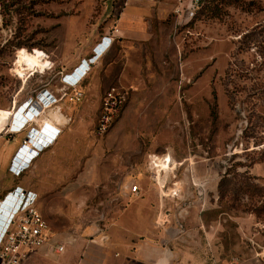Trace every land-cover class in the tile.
Returning a JSON list of instances; mask_svg holds the SVG:
<instances>
[{"label": "rangeland", "instance_id": "374dc122", "mask_svg": "<svg viewBox=\"0 0 264 264\" xmlns=\"http://www.w3.org/2000/svg\"><path fill=\"white\" fill-rule=\"evenodd\" d=\"M14 1L4 17L13 0H0V115L10 128L21 107L50 99L28 143L49 139L37 149L45 219L67 244L25 264H73L76 232L109 230L135 200L149 212L155 192L126 194L147 184L158 236L138 239L167 253L162 264H264V0H199L193 17L195 0ZM79 57L93 64L77 100L64 82ZM111 88L127 98L102 132ZM58 109L68 122L46 136ZM168 153L178 167L162 201L147 167Z\"/></svg>", "mask_w": 264, "mask_h": 264}, {"label": "crops", "instance_id": "0c3cea01", "mask_svg": "<svg viewBox=\"0 0 264 264\" xmlns=\"http://www.w3.org/2000/svg\"><path fill=\"white\" fill-rule=\"evenodd\" d=\"M115 40L116 38L112 43V47ZM110 41L111 39H106L107 44H109ZM106 43H101L99 46L98 57L103 53ZM102 47L103 49H101ZM83 59L84 58L79 57L72 66L80 65L81 60ZM88 66V62L85 61L78 70L81 71ZM22 113L23 112L19 113V115ZM8 127V115L3 113L0 115V230L7 218V214L5 212H8V210L12 208V205H8L6 204V201H4L5 197L8 193L16 190L17 188L24 189L25 192H32L36 194V209L44 219L47 215L43 200L45 199L44 190H48L49 184L47 183V178L44 176L46 175V170H44L40 165L37 166V162L40 161L41 154L38 158L35 157L34 160H32V165L30 164L31 166H28V161L26 162L27 166L22 168L20 176L14 174L11 171V167L15 158H18V149L22 146L24 140L27 139L29 128L23 130L19 134L9 137V139L6 135H2ZM53 129L58 131L61 127L59 126V128H56L55 126ZM22 151L28 150L23 149ZM21 154L23 156L25 155L23 153ZM32 155H34V153ZM29 159L31 158L29 157ZM150 185L147 184L144 185L145 187H139L141 193L145 192L146 196L150 195L152 191L155 192L156 200L153 203L156 205L159 198L158 192L155 186ZM128 191L129 193H126L128 196L134 195L130 193V190ZM160 195L161 198H167L169 196L166 191L163 195L162 190ZM162 201L164 200L162 199ZM133 202L135 205V208H133L134 210L132 211V207L130 206L125 213L122 214L121 218L114 222V226H111L109 230H100L98 226L93 225L83 228L80 232H76L77 235L75 239L70 241V245L72 244L75 250L71 249L69 251L70 259L73 261V264H162V261L166 258L165 256L167 253H163L162 249L150 242L141 243L138 239V236L140 235H146L150 238L158 236V228L156 226L157 210L152 206L153 203H149V212L145 214V208H143L144 204L142 200H135ZM13 203L15 204L14 201L12 204ZM5 204L6 207H4ZM120 234L123 235L121 236ZM35 254L48 255L50 253L42 250ZM170 262L171 257L168 264H170Z\"/></svg>", "mask_w": 264, "mask_h": 264}, {"label": "built area", "instance_id": "2783aa9c", "mask_svg": "<svg viewBox=\"0 0 264 264\" xmlns=\"http://www.w3.org/2000/svg\"><path fill=\"white\" fill-rule=\"evenodd\" d=\"M198 2L199 0H195L191 3V17H193L195 14L194 11L198 6ZM118 32L119 31H117V33ZM115 36H117V34H113L112 38L107 37L109 40L111 39V41L109 42V44H106L104 46L102 56L111 49ZM107 38H104V44ZM80 67L81 65L74 69L73 74L71 73L65 76L66 79L64 83L70 88L76 89V87L81 85L89 75V72L91 70L90 65L85 69L79 71L78 69ZM76 91V99L80 100L81 98H83V93L78 89H76ZM126 98L127 95L125 94V92L119 90L118 88H111L106 93L104 97L105 112L101 120L99 128L100 131L105 132L108 129V126L113 121V117L118 113L119 109L126 102ZM49 101L50 99H48V97H44L42 103L37 104V106L32 107L31 103H27L25 106L21 107V109L24 108L25 111L20 114L18 118H14V121L18 125L5 130L7 135L13 136L27 129L31 121L35 117H38L34 112H37L44 106L47 107V102ZM49 105H51V103H48V106ZM55 133V130L51 128L48 130V134L46 136H51ZM59 134L60 133H57V135L55 136H58ZM27 137L28 138L24 140L22 144L23 146L22 148H20L17 156L20 159L15 158L11 167V171L17 176H20V174L22 173V168L25 167L21 166L24 162L23 158L20 157V154L21 151L26 148L27 143L31 141L32 137L30 135ZM44 147L47 148L48 146L44 145L40 149H43ZM34 151L36 150H32V152ZM39 152L40 151H37L36 156L39 155ZM165 155L149 156L147 167L148 172L152 180L156 183V186L158 187L160 193L163 189H165V191L168 190V183L166 184L167 188H162L157 181V176L159 174H163V176H165V172L161 170V167L158 166L160 160L163 159ZM129 190L130 193L137 196L141 192L140 187L137 185L132 186L131 188H129ZM162 199L165 200L166 198H161V200ZM4 201H6V204L8 205H12V208H10L8 212H5L7 214V218L5 219L3 227L0 230V264H24L31 255L42 250L56 255H61L65 252L66 245L64 243H61V241L56 238L50 224L36 209V194L32 192H25L24 189L17 188L16 190L8 193ZM13 201L15 202V204H12ZM6 204L4 207H6Z\"/></svg>", "mask_w": 264, "mask_h": 264}, {"label": "bare ground", "instance_id": "6f19581e", "mask_svg": "<svg viewBox=\"0 0 264 264\" xmlns=\"http://www.w3.org/2000/svg\"><path fill=\"white\" fill-rule=\"evenodd\" d=\"M24 111H25V109H23L21 112H24ZM52 114H53V116H52L51 120H50V117L46 116V119H49V121L51 122L52 128H54L55 126H56V128H59V126H61L63 124L66 125V123L68 122L66 116L62 113V111L60 109H58L56 112H52ZM18 117H19V114L17 115L16 118H18ZM37 120H38V118H34L31 122L32 123L33 122H37ZM15 125H18V124H16V122L14 121V118H13L12 123L10 125V128L14 127ZM40 136L41 135H38L37 138L40 139ZM37 138H35V141H33L32 144L28 143L26 145L25 149L28 150V151H21V153L25 154L24 156L22 154H20V157L24 159L23 160L24 163L21 166H27L26 161H28L31 164L32 160H34V158H35V156L37 154L38 147H41L43 145L48 146V144H49V139L48 138L44 139V142L42 143V145H39L37 143ZM32 150H36V151L32 152ZM33 153H34V155H32ZM29 157L31 159H29ZM158 166L161 167V170H163L165 172V176H163V174H159L157 176L158 184L162 188H164V187L167 188L166 184L168 183L169 176L171 174H174V171L177 169L178 165L176 164V161L174 160L172 155L169 153L168 155H165L163 159L160 160ZM180 166H182V165H180ZM163 190H165V189H163Z\"/></svg>", "mask_w": 264, "mask_h": 264}, {"label": "trees", "instance_id": "16d2710c", "mask_svg": "<svg viewBox=\"0 0 264 264\" xmlns=\"http://www.w3.org/2000/svg\"><path fill=\"white\" fill-rule=\"evenodd\" d=\"M15 5H16V2L14 0L12 4H7L6 2L1 4L2 14L4 15V17H7L10 15V8L15 7ZM15 11L18 16H21V12H19V10H15ZM17 48H21V44H17ZM254 213L257 214L258 217H260V213H264V206H262V208L256 209Z\"/></svg>", "mask_w": 264, "mask_h": 264}, {"label": "clouds", "instance_id": "9594fccd", "mask_svg": "<svg viewBox=\"0 0 264 264\" xmlns=\"http://www.w3.org/2000/svg\"><path fill=\"white\" fill-rule=\"evenodd\" d=\"M102 54H103V53H102ZM102 54H101V55H102ZM99 57H100V56H99ZM99 57H98V55H95V56H94V59H97V58H99ZM88 64H89V65H92L93 63L91 62V63H88Z\"/></svg>", "mask_w": 264, "mask_h": 264}]
</instances>
